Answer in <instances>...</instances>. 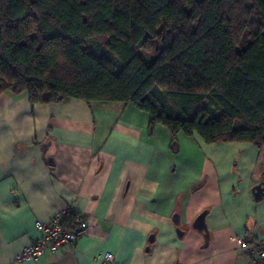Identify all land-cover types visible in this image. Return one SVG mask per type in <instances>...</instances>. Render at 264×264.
<instances>
[{
  "label": "crops",
  "instance_id": "crops-1",
  "mask_svg": "<svg viewBox=\"0 0 264 264\" xmlns=\"http://www.w3.org/2000/svg\"><path fill=\"white\" fill-rule=\"evenodd\" d=\"M149 124L131 104L1 93L0 264H100L99 253L110 264H249L235 238L264 243V198L251 192L264 183V148L182 134L174 147L166 128L150 133ZM203 212L208 242L192 228ZM67 215L90 234L15 262L39 237L36 222Z\"/></svg>",
  "mask_w": 264,
  "mask_h": 264
},
{
  "label": "trees",
  "instance_id": "trees-1",
  "mask_svg": "<svg viewBox=\"0 0 264 264\" xmlns=\"http://www.w3.org/2000/svg\"><path fill=\"white\" fill-rule=\"evenodd\" d=\"M4 92L131 104L174 147L264 148V0H0Z\"/></svg>",
  "mask_w": 264,
  "mask_h": 264
},
{
  "label": "built area",
  "instance_id": "built-area-1",
  "mask_svg": "<svg viewBox=\"0 0 264 264\" xmlns=\"http://www.w3.org/2000/svg\"><path fill=\"white\" fill-rule=\"evenodd\" d=\"M62 221V216H56L47 224L36 222L39 237L16 256L15 262L37 261L45 255H57L73 249L80 237L92 231L86 221L78 222L73 229L66 228ZM235 243L237 249L247 255L249 264H264V243L252 237H236ZM94 259L100 264H110L114 257L110 253H99Z\"/></svg>",
  "mask_w": 264,
  "mask_h": 264
},
{
  "label": "water",
  "instance_id": "water-1",
  "mask_svg": "<svg viewBox=\"0 0 264 264\" xmlns=\"http://www.w3.org/2000/svg\"><path fill=\"white\" fill-rule=\"evenodd\" d=\"M252 196L253 198L258 201L262 198H264V183H261L257 186H255L253 189H252ZM205 215H206V212H203L202 214H200L197 219L195 220V222L193 223L192 225V228L194 230H196L197 232L201 233L202 236L204 237L205 241L208 242V239H209V235H208V231H207V228H206V225H205ZM174 223L176 225H178L179 223V217L178 216H175L174 217ZM176 234L179 236V237H182L183 236V232L179 229L176 230ZM154 238V237H153ZM151 238V240L153 239Z\"/></svg>",
  "mask_w": 264,
  "mask_h": 264
},
{
  "label": "rangeland",
  "instance_id": "rangeland-1",
  "mask_svg": "<svg viewBox=\"0 0 264 264\" xmlns=\"http://www.w3.org/2000/svg\"><path fill=\"white\" fill-rule=\"evenodd\" d=\"M140 52L146 59H150L151 55L149 53L145 52L144 50H141Z\"/></svg>",
  "mask_w": 264,
  "mask_h": 264
}]
</instances>
